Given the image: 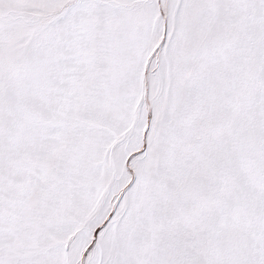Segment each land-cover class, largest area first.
I'll list each match as a JSON object with an SVG mask.
<instances>
[{"label": "snow or ice", "instance_id": "1", "mask_svg": "<svg viewBox=\"0 0 264 264\" xmlns=\"http://www.w3.org/2000/svg\"><path fill=\"white\" fill-rule=\"evenodd\" d=\"M0 264H264V0H0Z\"/></svg>", "mask_w": 264, "mask_h": 264}]
</instances>
